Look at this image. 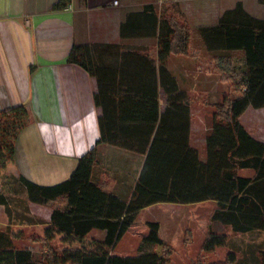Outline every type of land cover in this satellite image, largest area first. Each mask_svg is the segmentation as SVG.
Masks as SVG:
<instances>
[{
    "label": "trees",
    "instance_id": "obj_1",
    "mask_svg": "<svg viewBox=\"0 0 264 264\" xmlns=\"http://www.w3.org/2000/svg\"><path fill=\"white\" fill-rule=\"evenodd\" d=\"M70 2L59 0L53 9H64ZM122 33L157 36L158 63L140 49L130 48L121 60L100 62L97 55L112 47L99 43L75 44L69 61L98 75L96 104L103 114L97 144L109 143L141 156L140 169L125 178L134 185L132 192L123 196L113 191L112 177L95 179L101 161L96 147L79 158L67 180L56 185H39L10 172L17 138L32 122V114L25 105L0 111V204L12 220L21 202L56 203L44 236L33 237L47 248L41 255L17 246L23 235L10 223L0 226V264H168L171 251L156 221L148 223L149 232L137 254L117 255L112 250L143 208L160 202L208 200L216 201L217 207L201 254L191 264H264V141L241 120L249 106H264V18L252 15L241 2L225 11L218 23L199 28L211 55L206 61L208 70L231 87L211 104L213 127L205 139L206 158L192 140L191 95L168 70L171 54L198 57L191 50L190 28L174 15H159L154 4H147L129 15ZM237 51L242 55H235ZM198 60L203 67L204 59ZM120 71L121 83L108 82L104 89V80L115 78ZM160 85L167 94L164 110ZM120 159L115 160L123 162ZM242 170L254 174L244 176ZM213 222L238 236L215 230ZM93 230L104 231V235L91 236ZM57 237L61 250L53 245ZM192 241L188 228L184 243ZM219 248L227 249L224 257L207 259Z\"/></svg>",
    "mask_w": 264,
    "mask_h": 264
},
{
    "label": "crops",
    "instance_id": "obj_2",
    "mask_svg": "<svg viewBox=\"0 0 264 264\" xmlns=\"http://www.w3.org/2000/svg\"><path fill=\"white\" fill-rule=\"evenodd\" d=\"M115 1L71 0L66 8L55 10L53 7L59 0H0V111L25 105L32 114V122L17 138L15 162L9 167L10 172L21 174L39 185H56L67 180L79 158L96 147L101 152V161L95 179L112 177L113 191L130 195L134 185L125 178L140 169L141 156L109 143L97 144L103 114L96 104L99 79L98 75L69 61L73 46L99 43L104 44V48L112 47V51L104 49L97 55L100 62L107 63L117 57L121 60L129 46H138L140 52L156 58L158 63L157 36H123L122 33L129 15L142 11L147 4H154L159 15H174L192 29L218 23L225 11L234 9L241 2L252 15L264 18V4L259 0H221L220 10H209L206 6L209 1L217 0H118L116 4ZM199 40L202 39L199 37ZM201 42L197 47H191L198 57L171 54L168 59L169 72L192 98V139L197 111L202 113L208 108L196 101H200L203 93L212 95L214 100L211 101H217L219 85L226 86L220 76L216 78L213 72L206 73L200 66L198 59H203L207 52ZM113 46L121 47L118 50ZM235 55L241 56L242 52L237 51ZM121 75L120 71L115 78L105 79L103 88L109 87L108 82L120 84ZM159 88L164 110L167 94L163 86ZM252 107L249 106L241 116L243 123L244 115ZM120 158L123 162L118 163L115 159ZM208 202L217 207L216 201L208 200L191 204L160 202L143 208L112 253L137 254L143 237L149 232L148 223L156 221L167 247L176 250L168 264H189L190 258L197 255L195 252L190 255V248L197 245L195 248L199 251L206 237L203 234L199 241L195 238L191 245L186 247L184 244L188 225L192 221L201 222L192 206ZM16 211L11 220L5 206L0 204V226L10 223L27 238L44 235L51 221L52 208L47 217L37 216L24 201ZM139 226L143 228L138 233ZM213 228L219 232L227 231V226L222 223L214 224ZM100 232L104 235V231ZM26 241L24 244L16 241V244L30 249L28 243L31 242Z\"/></svg>",
    "mask_w": 264,
    "mask_h": 264
},
{
    "label": "rangeland",
    "instance_id": "obj_3",
    "mask_svg": "<svg viewBox=\"0 0 264 264\" xmlns=\"http://www.w3.org/2000/svg\"><path fill=\"white\" fill-rule=\"evenodd\" d=\"M221 5H223V1L221 0H217V1H213V2H208L206 4L207 6V9H218L220 10L221 9ZM187 7H190L189 5H187ZM178 19V18H177ZM186 22V21H185ZM206 22V21H205ZM207 22H211V21H207ZM190 30L192 31V41H191V47L194 48V47H197L200 42L199 40V37L200 39L201 38V35L199 33V28H190ZM201 44L203 46H205L203 44V41L201 42ZM128 48L130 49H138V46H129ZM204 49L206 50V47H204ZM209 57H211L210 53L206 52L205 51V54L203 56V59H204V63L205 65H203L204 67V71L207 73V71L209 72L208 68V60L210 59ZM236 57V56H235ZM207 61V62H206ZM211 72V71H210ZM213 74H214V77H218L219 75L216 74V72L212 71ZM217 75V76H216ZM226 86H224L223 84H220L219 85V88H218V91H219V100L225 95L227 94L228 92L231 91V87L228 83H225ZM212 95H209L207 93H203L201 94L200 96V101H196L199 105L203 104L205 107H208V108H205V111L204 112H200V111H197V114H196V118H195V133H194V139L193 140V144L195 146L198 147L200 153H201V157L202 158H206V145H205V137L209 135L210 131L212 130V127H213V113H212V106L211 104L214 103L215 101H211V100H214L212 97ZM218 101V100H217ZM197 106V105H196ZM210 107V108H209ZM212 108V109H211ZM214 110V109H213ZM244 123L246 125V127L258 138V139H261L264 141V106L263 107H259V108H256V107H252L250 108V110L244 115ZM99 153L101 154V152L99 151ZM241 174L242 175H246V176H252L254 174L253 171L251 170H242L241 171ZM24 194H21V196H23ZM54 204L56 205V203H53V204H47V205H39V204H36V203H29V209L32 211V213H34V215H37V216H43V217H47V215L50 214V211H51V208H53ZM194 207L193 211H194V214H199V219H201V222H199L198 224L195 222H191V225H188V227L186 228V230L189 228L191 229V232H192V236H193V241L192 243L194 242L195 238L197 239V241H199V239L201 238V235L203 234H206L207 231H208V226H209V223H210V218H211V215L215 209V206H214V203L213 202H208L206 204H202L198 207L196 206H192ZM184 209H187L185 207H182ZM217 223H220V222H213L212 224V227L214 226V224L216 225ZM13 229L15 231H20L18 230L19 228L16 227V226H12ZM143 227L139 226L136 230V232H140L142 230ZM204 229V230H203ZM186 230H185V233H186ZM204 231V232H203ZM29 232V231H28ZM228 233H231L230 235H233V236H238V235H235L234 233L231 232L230 228L227 227V231ZM22 233V240L19 239L17 241H19L21 244L23 243H26L27 241L26 240H29L31 243H28L30 247V249L37 253V255H41L42 253H44V251H46V247L44 246L43 243L39 242V241H35L33 240V237H42V236H30L29 238L26 237L25 233L23 231H21ZM91 236H96V237H102L103 234L102 232L98 231V230H95L93 232V234ZM184 240H185V235H184ZM192 243L188 244V245H185L186 247L191 245ZM185 244V243H184ZM203 244V243H202ZM53 245L54 247H56L57 249L61 250V248L63 247L61 242H60V238L57 237L54 242H53ZM196 246L190 248V255L191 254H195L197 253L196 256H193L190 258V263L193 261V260H196L199 255L201 254V248L202 246L200 247L199 251L196 250ZM170 251H171V258H172V255L174 254V252H176V250H174L173 248L170 247ZM180 252V251H179ZM183 252V251H181ZM180 252V253H181ZM195 252V253H194ZM227 252V249L225 248H219L216 252L212 253V254H209L207 255V259H214V258H218V257H224L225 256V253Z\"/></svg>",
    "mask_w": 264,
    "mask_h": 264
},
{
    "label": "built area",
    "instance_id": "obj_4",
    "mask_svg": "<svg viewBox=\"0 0 264 264\" xmlns=\"http://www.w3.org/2000/svg\"><path fill=\"white\" fill-rule=\"evenodd\" d=\"M114 3H115V4L118 3V0H116Z\"/></svg>",
    "mask_w": 264,
    "mask_h": 264
}]
</instances>
